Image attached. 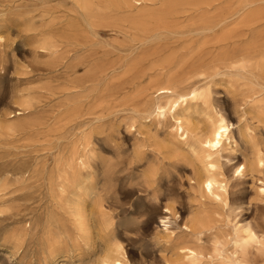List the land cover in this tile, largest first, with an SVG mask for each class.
<instances>
[{"label":"bare ground","instance_id":"bare-ground-1","mask_svg":"<svg viewBox=\"0 0 264 264\" xmlns=\"http://www.w3.org/2000/svg\"><path fill=\"white\" fill-rule=\"evenodd\" d=\"M17 1L0 0V10ZM34 1L38 54L53 71L64 66L67 85L45 88L60 95L47 114L41 101L21 95L13 111L0 115V137L40 146L65 129L68 137L55 155L0 168L2 205L13 186L38 194V216L18 220L22 227L10 236L18 250L36 241L44 264H64L83 250L95 254L100 239L107 245L97 264H108L113 250L121 258L116 264H132L119 235L121 228L130 232L127 216L146 215L136 207L143 193L157 223L150 241L161 248V264H259L252 250L264 254V238L258 223L245 218L252 203L239 187L247 176L264 174L258 160L264 139L249 127L235 130L234 118L252 115L264 124V0ZM7 23L2 18L0 30ZM115 73L129 78L125 86L102 89ZM217 78L227 95L234 91L232 112L216 97ZM112 115L126 120L108 122ZM221 127L228 129L220 133L221 147H209ZM180 171H189L198 189L189 218L170 203L178 198L172 177ZM257 193L264 198V179ZM80 218L89 246L54 249L53 237H72ZM245 240L253 245L246 253Z\"/></svg>","mask_w":264,"mask_h":264},{"label":"rangeland","instance_id":"rangeland-1","mask_svg":"<svg viewBox=\"0 0 264 264\" xmlns=\"http://www.w3.org/2000/svg\"><path fill=\"white\" fill-rule=\"evenodd\" d=\"M56 5L52 4V7ZM39 14L40 7L34 0H18L13 6L0 10V20L5 18L8 21L6 26L0 30V36L3 37V41L0 43V71L5 70L3 73L0 72V115L13 111L20 101L21 95H32L42 102L45 114L49 111L52 112L60 100V95L52 96L45 88L58 91L67 85L68 76L64 66H57L53 71L48 66L49 58L38 54L36 44L38 39L35 28L39 21ZM128 80L129 78L115 73L104 78L100 87L102 89L108 87L118 89L125 86ZM215 82L214 88L219 92L216 97L228 105V108L230 105V112H232L231 100L235 95L234 91L227 95L225 92L228 86L220 78L215 79ZM148 83L149 81L143 82L141 87L147 86ZM106 120L111 123H119L126 119L124 115H112ZM234 123L235 130L249 127L257 133L258 137L264 139V124L253 119L252 115L237 113ZM65 130L67 131V129ZM65 130L56 135L51 144L47 146L30 144L23 138L1 136L0 168H7L10 165L32 164L35 161L43 160V156L46 154L48 156L50 153L57 154L68 137V132ZM121 132L126 140H130L124 131L121 130ZM144 132L146 131L144 130ZM151 133L154 134L155 130H152ZM243 150L236 154L240 159ZM190 176L189 171H180V176L173 175L172 183L178 198H175L174 201L176 202H170L175 203L176 208L180 212L186 213L185 216L188 218L190 217L189 212L195 210L198 205V189L191 187ZM263 179L264 174H256L253 178L249 175L239 187L244 200L247 203H252L249 211L244 212L245 218L258 223L261 240L264 238V198L258 195L257 186L261 185ZM191 183L193 184V182ZM17 188L13 186L5 191V205L0 202V211H5L0 213V264H44L42 247L36 241L25 243L18 250V246L10 239V236L22 227L18 220L26 216L33 220L39 214L36 199L38 194L34 190L19 191ZM138 196L141 199L136 201V207L142 214L146 215L139 218L138 214H134L123 219V222L129 226L130 232L128 234L122 233L123 228H121L119 238L123 241L132 264H161V248L158 245H151L150 241L154 227L157 225L151 215L153 210L148 209L150 211L148 213L145 194L139 193ZM131 197L128 196L126 200L131 199L132 201L134 198ZM163 206L164 203L160 204V207ZM256 206L258 207L256 208ZM143 211L147 213H143ZM142 218L147 219L148 223L139 224V220ZM128 237L134 238L133 241H128ZM106 245V241L97 239L95 254H89L83 250L80 254L78 253L79 257L75 254L76 257L71 262H64V264H97V260L102 257ZM255 251L256 247L252 250V253L254 252L252 258L260 260L259 264H264V254L262 252L255 253ZM6 257L9 262H6ZM62 262L61 259L56 264H63Z\"/></svg>","mask_w":264,"mask_h":264},{"label":"clouds","instance_id":"clouds-1","mask_svg":"<svg viewBox=\"0 0 264 264\" xmlns=\"http://www.w3.org/2000/svg\"><path fill=\"white\" fill-rule=\"evenodd\" d=\"M228 132V129L225 127H221L219 129V133H215L216 135V142L214 144L209 145V147H212L214 149H219L221 147V136L220 133H224L226 134ZM259 166L264 167V159H259ZM241 171L242 170H238L236 171L235 175L236 176H241ZM207 187L211 190L213 185L212 184H208ZM217 200L220 199L219 196L216 197ZM164 223H167L166 221ZM107 227L111 228L112 227V223L111 222H107ZM90 239H91V234L90 231L85 223V221L83 220V218H80L77 220L76 224L74 225V235L70 238H65V237H61V236H54L52 243H53V248H62L65 246L66 243H71L72 245L76 246V247H81V248H87L90 244ZM253 247V245L249 244V242L247 240H245L243 242L242 245H240V250L242 252H247V250L249 248ZM108 264H116V262L118 260H120L121 258L117 255L114 254V250L112 252H109L108 255Z\"/></svg>","mask_w":264,"mask_h":264}]
</instances>
